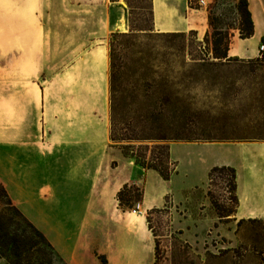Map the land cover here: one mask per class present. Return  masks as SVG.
Segmentation results:
<instances>
[{"label":"rangeland","instance_id":"rangeland-1","mask_svg":"<svg viewBox=\"0 0 264 264\" xmlns=\"http://www.w3.org/2000/svg\"><path fill=\"white\" fill-rule=\"evenodd\" d=\"M199 1L191 0L198 8ZM84 2L89 0H10L11 40L20 39L28 50L35 48L38 58L0 60V66L8 62L11 68V71H0V147L4 133L10 136L12 145H17L20 139H34L35 135L39 138L42 134L49 137L50 133L77 135L87 132L91 123H97L98 133L106 128L108 145L97 155L64 150L52 160L44 158L39 163L35 156L9 157L0 149V191L7 190L4 183L10 186V197L20 211L49 239L55 233L61 244H68L70 248L84 229L85 220L76 222L67 241L56 222L38 213L36 200L49 201L54 197L55 186L59 198H64V209L70 207L74 197L79 211L84 199L86 209L100 183L93 174L101 172L104 195L111 205L109 215H118L120 222L124 219L121 237L143 243L147 257L144 264H264V217L233 218L238 204L233 198L230 172L218 171L209 177L214 166H237L244 193L248 179L243 158L252 149L246 145L261 143L258 145L264 147V57L232 61L214 57L216 49L223 52L229 47L236 29H240L236 1L208 3L210 27L203 39L191 30L141 39L135 41V46L133 41L124 39L123 44L115 46L119 57L117 71H123L122 87L142 85L138 76L131 75L132 71H157L151 84L178 93L168 104L153 106L160 110L155 118L122 120L116 126L120 137L135 131L139 137L168 138H141L131 142H116L110 137L109 39L112 32L105 41L94 40L95 14L73 8ZM132 3L130 8L125 2L126 13L121 22L118 21L122 12L119 6L109 10L111 23H119L120 32H129L132 25L149 24V0H132ZM138 3L141 7H137ZM19 5L24 8L21 13L17 11ZM20 19H26V23L21 21V27ZM171 32L176 31L163 33ZM102 44L108 46V67L103 71L108 78L106 93L97 86L104 75L94 67V59L82 65L88 51ZM176 107L179 118L173 115ZM51 163H54L52 171ZM83 164L89 165L83 169ZM152 164L162 166L169 173V179L149 166ZM148 170L156 171L162 178L157 174L148 177V195L153 201L149 208L144 204V177ZM79 172L86 176H80ZM83 187L87 188L86 192L74 193L73 188ZM124 188L126 210L134 217L144 214L147 231H135L125 225L129 223L127 218L119 217L113 198L117 199ZM4 209L5 204L0 202V214ZM108 220H97L98 224L88 227V233L103 243L106 250L117 234L111 230ZM88 221L94 219L88 217ZM24 241L22 249L27 258L23 264H48L43 253L30 252L28 240ZM56 254L53 264H68L57 251ZM95 254L100 263L89 258L84 264H117L110 262L108 252ZM110 254L114 257L112 251ZM11 255L10 252L5 257L0 254L6 260L10 258L8 261L13 264ZM138 262L136 259L129 264Z\"/></svg>","mask_w":264,"mask_h":264},{"label":"crops","instance_id":"crops-1","mask_svg":"<svg viewBox=\"0 0 264 264\" xmlns=\"http://www.w3.org/2000/svg\"><path fill=\"white\" fill-rule=\"evenodd\" d=\"M208 3L213 0H206ZM237 1V0H235ZM249 9L252 13L254 20V34L251 37L243 38L240 36L239 29H236L235 35L232 37L229 48L228 57H238L240 59H250L258 57V47L262 40H264V0H248ZM118 5L122 11L118 21H122L124 13H126L124 0H89L88 3H78L73 5L74 10H86L88 12L94 13L96 33L94 40L105 41L106 37L110 32L119 31V23L112 24L110 19V8L112 6ZM17 10L20 13L23 11L22 5ZM154 8V26L156 32H187L195 31L198 34L199 39H203L206 35L210 24L209 15L207 8L205 6L195 7L192 5L191 0H153ZM52 16L54 15L50 12ZM91 16V15H90ZM91 18V17H90ZM19 26L21 27V21L26 23V19L18 20ZM11 26V4L10 0H0V60L10 61L12 58H30L37 59L38 55L35 48L30 47L29 50L22 45L21 40H11L9 35V29ZM91 42V40H88ZM13 44V46H12ZM85 59L82 61V65L89 64V61L94 59V67L99 72L103 74L108 67V46L102 44L97 49L88 51ZM8 62H3L0 66V71H11L8 66ZM100 77V83L98 88L107 92L108 78L107 74H103ZM97 123H91L87 127V132H81L77 135L72 133L67 134H55L50 133L49 137L45 135H35L34 139H20L17 145H12L10 136L4 133L2 153L4 156L18 155L21 156H35V161L39 163V160H44L50 158L51 160L60 152L71 150L81 153L82 155H97L105 151L108 141V131L106 128L102 130L101 133L97 132ZM45 136V137H44ZM40 140V141H39ZM261 143H249L246 147L252 149L247 150L243 158L244 170L247 172L246 179H248L247 189L244 193L241 192V181H240V169L235 167L237 174V197L238 205L236 211L232 214L233 218H238V220H250L255 218L264 217V147L259 146ZM37 159V160H36ZM85 169L86 164H83ZM54 168V163H51V171ZM84 172V170H82ZM82 173V172H81ZM80 176H86L82 173ZM158 173L154 170L145 171V188L146 194L144 198V204L149 208L152 204V198L148 195L149 193V175L156 176ZM100 181L95 187V192L89 201V205L85 209V199L83 200V207L79 211L76 204V197L72 198L70 201V207L64 209L63 201L64 198L60 199L58 194L55 192V186H53L52 191L54 197L49 201H44L37 199L36 205L42 216H49L54 222L61 227L65 234V239L71 238V230L75 227L77 221L85 220L84 229L82 228L79 236L74 239V244L72 247L68 248V244H61L57 234H52V238H48L45 232L40 228V230L46 235L50 242L54 245L56 251L64 258L68 264H84L89 258H92L97 263H100V259L96 256L95 252L99 253L108 252L110 262L115 261L117 264H123V262L128 261V264L139 260L138 264H144L146 262V254L143 248V243L141 241L129 238L124 239L119 235L123 230V224L125 223L118 221L116 217H110L111 205L104 195V175L103 173L93 174ZM159 178L160 175H158ZM157 176V177H158ZM162 179V178H161ZM4 186L7 188L10 196L12 193L6 183ZM75 191H87V188H73ZM120 188L118 187V190ZM73 191V190H72ZM85 191V192H86ZM70 192V191H69ZM68 192V193H69ZM56 193V195H55ZM67 193V194H68ZM73 194V192H72ZM76 195V194H74ZM116 202L115 209L119 212V217L127 218L125 225H129L135 231H147L146 217L144 214H132L130 210H124L118 203V200L113 198ZM87 203V202H86ZM143 204V205H144ZM23 212L29 216L27 210L23 209ZM67 212V216L64 215ZM57 214V216H55ZM108 215V216H107ZM88 217L94 219L93 222L88 221ZM112 225L113 231H115L116 238L113 239L110 249L106 250L104 244L98 239L93 237L90 232L88 233V227L90 224H94L97 220H106ZM131 219V220H130ZM89 222V223H88ZM131 223V224H130ZM98 224V223H96ZM37 226V225H36ZM39 228V227H38ZM131 228V229H132ZM118 235L120 237H118ZM57 237V239H55ZM118 237V239H117ZM114 238V237H113ZM65 240H63L64 243ZM65 243H68V242ZM114 253V257L111 256L110 252ZM0 264H11L8 260L0 256Z\"/></svg>","mask_w":264,"mask_h":264},{"label":"trees","instance_id":"trees-1","mask_svg":"<svg viewBox=\"0 0 264 264\" xmlns=\"http://www.w3.org/2000/svg\"><path fill=\"white\" fill-rule=\"evenodd\" d=\"M130 8H133L132 0H124ZM139 1V0H137ZM149 13L150 21L147 25L138 27H131L129 32L114 31L110 34L109 39V57H110V71H109V108H110V137L113 141H137L141 138H155L165 139L168 137H139L135 131L132 135H125L120 137L117 135V124L122 121H133L139 118H155L160 110L154 108V105H165L168 104L178 94L172 90L158 89L155 88L153 83V76L157 71H132L131 75L138 76L141 80V86H134L125 88L122 87L121 79L123 71H117L119 60L118 54L116 53L115 46L123 44V40L133 41L132 45L135 46L136 42L141 39H152L155 37H161L165 35L182 34L183 32H171L163 33L156 32L154 26V8L153 0H149ZM141 7V5H137ZM236 7L241 16L240 22V36L243 38L251 37L254 34V20L252 13L249 9L248 0H237ZM228 48L223 52L215 50L214 57L220 60L227 59V61L241 60L238 57H228ZM141 52V51H140ZM225 63V62H222ZM148 70V68L146 69ZM173 115L176 118L180 117L178 107L173 111ZM166 140V139H165ZM168 140V139H167ZM169 152V150L167 151ZM144 167H147L145 163H141ZM156 169L165 179H169V173L165 172L162 166L157 164L149 165ZM148 166V167H149ZM218 171H229L230 172V185L235 192L234 200L238 204L237 191V174L236 169L230 165L214 166L211 168L209 177H212ZM127 188V187H126ZM126 188L119 191L117 196L120 206L126 210V203L123 200V194ZM0 202L5 204L4 213L0 214V254L7 256L10 252L14 256L13 264H23V260L26 259L22 249L24 240L27 239L30 244L29 251L41 252L47 259L48 264L54 263V256L56 250L54 245L48 240L46 235L33 223L31 222L14 204L12 198L5 188L0 191ZM235 212V211H234ZM233 212V213H234ZM232 213V214H233ZM158 244L156 243V248ZM10 258H8L9 260Z\"/></svg>","mask_w":264,"mask_h":264},{"label":"built area","instance_id":"built-area-1","mask_svg":"<svg viewBox=\"0 0 264 264\" xmlns=\"http://www.w3.org/2000/svg\"><path fill=\"white\" fill-rule=\"evenodd\" d=\"M199 4L200 6H207L208 5V2L206 0H200L199 1ZM258 57H264V40H262L259 44V47H258ZM140 202L137 204V207L139 208L140 207Z\"/></svg>","mask_w":264,"mask_h":264}]
</instances>
